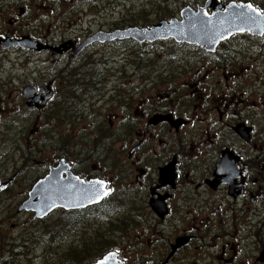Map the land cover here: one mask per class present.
I'll list each match as a JSON object with an SVG mask.
<instances>
[{
    "label": "flooded vegetation",
    "instance_id": "flooded-vegetation-1",
    "mask_svg": "<svg viewBox=\"0 0 264 264\" xmlns=\"http://www.w3.org/2000/svg\"><path fill=\"white\" fill-rule=\"evenodd\" d=\"M142 1L0 0V92L5 74L6 81L18 80L17 101L37 119L48 110L52 157L34 182L60 162L85 182L102 181L109 192L100 202L50 213L70 215L67 225L73 230L88 225L90 218L120 214L115 225L124 230L126 248H139L136 259L119 254L123 264H264V102L257 106L254 100H242L241 90L228 85L213 100L205 86L210 74L218 71L219 66L211 64L220 44L210 53L172 38L106 39L107 33L148 28L179 17L153 22L126 17ZM216 1L250 3L264 12L261 0ZM58 6L82 8L85 15L49 18L58 15ZM105 10L109 14L102 16ZM235 52L241 53L240 48ZM197 53L204 54L200 58L204 64H197ZM4 61L11 70L1 65ZM223 76L225 82L229 80ZM27 86L34 89L38 104L49 95L44 106L26 102ZM26 118V112L20 111L0 127L3 142L24 139L27 127L19 129L18 123ZM35 118L31 117L30 133L42 138ZM1 152L5 156L10 151ZM8 159H3L0 171L3 208L9 204L6 215L0 211V264H19L22 256H28L25 250L39 244V234L26 236L23 230L16 234L14 207L18 216L28 213L37 222L44 219L19 210L30 190L19 199L12 190L29 175L21 156L11 159L9 166ZM79 216L89 218L81 223ZM65 225L62 219L56 228ZM131 233L136 237L131 238ZM141 237L145 242H138Z\"/></svg>",
    "mask_w": 264,
    "mask_h": 264
},
{
    "label": "rangeland",
    "instance_id": "rangeland-1",
    "mask_svg": "<svg viewBox=\"0 0 264 264\" xmlns=\"http://www.w3.org/2000/svg\"><path fill=\"white\" fill-rule=\"evenodd\" d=\"M200 1L204 2V0H145L142 1L144 2V4H142L143 6L141 5V2L138 5L136 4L137 6L134 8L135 13L129 15L127 14L126 17H129V19L131 20L153 22L159 19L167 18V16L169 15L177 16L178 11L184 5L188 4L191 7L195 8L196 5L200 3ZM261 2L264 4V0H261ZM58 7V15L51 14L49 18H82L85 15L84 10L82 8L75 9V7H72L74 9L70 8V10H67L66 6ZM101 7L103 8V5H101ZM36 9L40 13L44 12L43 9L38 8L37 6ZM89 10L90 8L87 6V12ZM59 12H64V14L60 15ZM82 12L84 14L81 17L79 13ZM117 13L119 15V12H116V14ZM107 14H109L107 10L102 11L101 13L102 16H105ZM97 19L104 21L103 17L98 16ZM192 48L195 52V47ZM235 48L242 49L241 53H233ZM217 49V51H219L220 53L217 55V57H215L217 59H213L215 62H213L211 65H218L219 68L217 69V72L210 74L207 79V84L205 86L209 87V90L212 92L210 93V95L212 96V98H214L213 100L217 99L216 97L220 95V92L223 91V89H226L224 88V86L228 85L229 88L232 90H241L240 99L242 100H247L248 102L250 100H254L257 106H259L260 103L264 102V71H262L264 70V34L263 36H259V38H254L246 35H236L230 40L224 41V43L220 44ZM242 52H246L244 53L245 55H242ZM197 56V64H204L203 61L201 62L200 59L201 57H205L204 54L197 53ZM1 65L5 69H7V71L11 70V65L8 62L4 61ZM224 73L229 78V80L226 82L223 76ZM104 74L109 75L110 72L108 73V70H106ZM3 77L4 79L2 80L1 84H4L5 88L2 89V91L0 92V112L2 114V118L0 120V127H3L5 123L8 122V119H15V117H17L20 111H25L27 115L25 121L22 120L18 123L19 129L23 128V126L27 127V129L25 130L24 139H21L20 141H15L14 139H12L10 142H3V140L0 138V171H2L4 168L3 159L9 156V159L6 162L7 166H9L11 164L9 163L11 159L16 160L18 156H21V163L22 165H24L23 168L25 172L29 175L23 182L19 180L18 184L12 190V193L13 195H15V198L19 199V197L25 198V193L30 190L32 183L36 180L37 177L42 176L41 171L43 170V168L41 167L46 165L47 162L49 163L51 160L52 140H50L49 138V131L51 130L49 128V120H47L48 110L42 112V114L44 115L43 119H41L40 116L37 119V116L34 115L33 111L27 110L25 108V104L17 101L18 92L16 90V87L19 83L18 80H16L15 78L16 81L12 80L11 82L6 81L7 77L5 74H3ZM121 77L124 78V76ZM228 92L231 95L233 94L230 91ZM17 107L20 108L17 109ZM4 113L6 115L10 114L12 117L6 118L4 116ZM31 117H33V119L35 118L36 122H38L37 125L42 127V132L44 133V136L42 138L39 137L37 134L30 133V131L34 129ZM13 123L15 122L13 121ZM28 129H30V136L27 135ZM30 146L32 147L31 149H29ZM8 148L10 152L9 154H6L4 156V153H2L1 150H7ZM14 149L17 150L16 153H14ZM23 160H26V164L23 162ZM21 166L19 168H21ZM3 201V197H0V211L3 215H6V213H8L9 204H7L3 208ZM17 209H15V207L13 209L16 216V222H14L17 223L16 234H19L21 230H23L22 232L25 233L24 235L26 236L39 234V244H37L36 247L33 246L31 248H27L25 250V253L28 256H22V261L19 264H24L25 261L30 264H71V262L74 261L75 264H77L80 258L74 255L75 253H77L75 251V249L77 248L75 247H78L80 244H82L81 241H83L84 243H87V241L89 243H97L98 240H101L102 242H107L110 245L112 244V248H110L109 250H116L118 254H121L122 257L128 260L138 258L135 253H138L139 248H137L136 250H132V248L127 249V243L123 242L124 230L117 228L115 225V222L119 220L117 217H120V214H108L106 216H102V220L90 218V222L88 225L84 222L89 217L87 218L86 216H79V222L84 224H81L76 230H73L72 225H69V228H65L66 225L65 227L56 228L57 225L59 226V222L62 219H64L66 223V218L71 217L70 215H64L60 217L57 212L49 213L47 216L43 217V222H37L32 218V214L30 215L28 213H22L20 214V216H18L19 212ZM109 219L111 221H109ZM111 222H114V225L111 224ZM4 225L7 229L9 228L8 218L4 221ZM54 228H56V230L50 231ZM85 229L86 231H84ZM129 236L131 238H134L136 237V234L131 233ZM64 238L67 239L64 240ZM62 239L64 241H62ZM47 241L49 242L48 245H50V247L47 246ZM139 241L145 242V239L141 237L140 239H138V242ZM141 244L143 245V243ZM46 250L49 253H44ZM1 252L2 249L0 253ZM35 255L40 257L36 258Z\"/></svg>",
    "mask_w": 264,
    "mask_h": 264
},
{
    "label": "water",
    "instance_id": "water-1",
    "mask_svg": "<svg viewBox=\"0 0 264 264\" xmlns=\"http://www.w3.org/2000/svg\"><path fill=\"white\" fill-rule=\"evenodd\" d=\"M212 1L215 0H206L204 5H199L196 9L190 5L183 7L179 14L180 20L173 17L148 28L129 27L127 30L107 33L105 38L112 40L133 37L140 42L172 38L213 52L220 42L237 32L258 36L264 33V12H259L250 3L238 4L234 1L222 5L216 2L208 13L207 9L211 7ZM1 45L10 46L8 43ZM31 88L27 86L23 91L28 97L26 102L38 108L44 106L49 95L44 96L38 104L39 99ZM104 185L97 179H90L87 182L79 179L69 172L66 163L60 162L50 167L47 174L32 185L27 199L19 210L33 211L35 218H43L55 208L75 209L90 203H98L109 192ZM4 188L5 185L0 186V189ZM91 264H123V262L119 259L117 251L112 250L104 253L102 258Z\"/></svg>",
    "mask_w": 264,
    "mask_h": 264
},
{
    "label": "trees",
    "instance_id": "trees-1",
    "mask_svg": "<svg viewBox=\"0 0 264 264\" xmlns=\"http://www.w3.org/2000/svg\"><path fill=\"white\" fill-rule=\"evenodd\" d=\"M66 227L65 228H69V226L67 225V222L69 221L68 219H66ZM57 227V226H56ZM82 244H80L78 247H75L77 249H75V251L77 253H75L74 255L79 257V262L77 264H89L90 262H92V260H94L95 258L102 256L103 252L112 248V244H108L107 242H102L101 240H98L97 243H89L87 241V243H84L83 241H81ZM91 245V246H90ZM75 264L74 261L71 262V264Z\"/></svg>",
    "mask_w": 264,
    "mask_h": 264
},
{
    "label": "bare ground",
    "instance_id": "bare-ground-1",
    "mask_svg": "<svg viewBox=\"0 0 264 264\" xmlns=\"http://www.w3.org/2000/svg\"><path fill=\"white\" fill-rule=\"evenodd\" d=\"M138 58V57H137ZM109 62V61H108ZM29 253V252H28ZM36 256V255H35ZM12 258V257H11ZM15 262V261H14Z\"/></svg>",
    "mask_w": 264,
    "mask_h": 264
}]
</instances>
